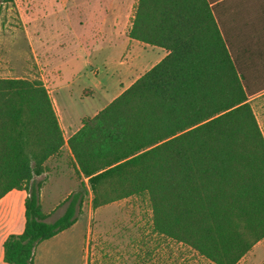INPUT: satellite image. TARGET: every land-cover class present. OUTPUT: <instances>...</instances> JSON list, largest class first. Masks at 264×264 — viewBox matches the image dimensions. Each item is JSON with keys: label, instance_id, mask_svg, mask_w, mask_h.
Masks as SVG:
<instances>
[{"label": "trees", "instance_id": "obj_1", "mask_svg": "<svg viewBox=\"0 0 264 264\" xmlns=\"http://www.w3.org/2000/svg\"><path fill=\"white\" fill-rule=\"evenodd\" d=\"M261 27L264 0L136 1L128 37L167 53L67 139L93 208L146 195L152 232L214 264L264 238V138L249 103L264 90ZM63 144L43 83L0 78V197L27 193L8 264H33L36 245L76 220L84 191L47 221L35 179Z\"/></svg>", "mask_w": 264, "mask_h": 264}, {"label": "rangeland", "instance_id": "obj_2", "mask_svg": "<svg viewBox=\"0 0 264 264\" xmlns=\"http://www.w3.org/2000/svg\"><path fill=\"white\" fill-rule=\"evenodd\" d=\"M82 1L0 3V78L40 80L66 126L76 125L79 116L96 114L100 110L96 108L103 107L122 87L139 77L157 60L156 52L161 51L157 46H147L146 54L136 55L141 64L131 63L133 58L123 42L127 36L125 26H130L137 0L125 2L122 16L117 19L121 26L118 29L112 28L114 19L91 16L95 0H87L89 11L85 16ZM105 1H101L103 7ZM258 34L254 38L264 43V27ZM261 81L264 83V76ZM249 103L264 138V91L251 96ZM47 170L48 182L41 191L40 204L48 214L47 221L63 213L66 203L61 204L60 199L69 188L81 189L84 194L74 226L63 238L42 252L38 250V264H79L85 243L87 264H127V254L133 255L128 264H214L188 246L152 232L146 195H133L93 208V194L87 180L77 175L67 146L49 158ZM50 206L53 209H48ZM236 264H264V238Z\"/></svg>", "mask_w": 264, "mask_h": 264}, {"label": "crops", "instance_id": "obj_3", "mask_svg": "<svg viewBox=\"0 0 264 264\" xmlns=\"http://www.w3.org/2000/svg\"><path fill=\"white\" fill-rule=\"evenodd\" d=\"M101 1L95 0L94 10L92 12L90 11L91 12V16H94V17L99 18V19H102V16H104L105 19L106 18H108L110 20L111 19L112 20L114 19L115 25H113L112 28H117L118 29V27L120 26V24H117V19L120 20V16H122L123 10L125 9V4H126L125 2L127 0H106L105 1V5H106L105 7H103ZM83 9H84L85 16H87L88 11H89L88 10V7H87V0L82 1L81 10L83 11ZM131 18H132V16H131ZM130 26H131V21H130ZM130 26H129V28H130ZM125 27H126V30L125 31L127 32L126 33L127 36H125L124 42L122 41L123 42V45H126V47H128V49H127L128 54L131 55V59L133 58V61L131 62L132 65H134V66L135 65H140L141 63H139V60L136 59V55H138V53H140V52H143L144 54H146L147 53L146 51H149V50L146 49L147 46H152V45L145 44L143 42H140V41H137V40H134V39L129 38L128 37V30H129V28L127 27V24H126ZM135 42H138V43H135ZM159 48H161V47H159ZM166 53H167V51L165 49H163V48H161V51L156 52L157 60L154 63L148 65V68L146 70H148L156 62H158L162 57H164L166 55ZM129 85H127L125 87H122L118 91V94L121 93ZM103 89L106 91L107 87L103 86ZM93 92H94V90L92 91V94H93ZM259 93H257V94H259ZM257 94H255V95H257ZM255 95H253V96H255ZM53 105H54V110H55V113H56V116H57V119H58V124H59V126H60V128L62 130V135H63V139H64L63 146H67V148H68L67 139L81 127V125H82V117L89 116V115L79 116V117H77V121L78 122H77L76 125H69L68 124L66 126V125L63 124V122H62L63 121V118H61L59 111L55 107V102H54ZM103 107L96 108V109H102ZM80 118H81V122H80ZM79 123H80V126H78ZM68 152H69L70 156L72 157V154H71L69 148H68ZM48 160H46V162H45V166H46L45 172L42 173V174H40L39 176H36L35 177V179L36 178H39V179L42 178L41 179L42 180V186H41L40 192H39V202H40V204L42 202V200H41V191L43 190V188L47 184L48 177H49V171L47 170V161ZM83 179H86V178H83ZM71 192H73V188H69L65 192L66 194H64V196H62V198L60 199V201H63ZM26 195H27V193H26L25 190H22V189H11L8 192H6L2 197H0V264H8V263H6L3 260V242L6 239V237L9 234H18V233H21L22 230H23V227H24V200H25ZM53 207L54 206H50L48 209H51V208L53 209ZM74 223L69 228H67L65 230H62L61 232L53 235L52 237H50L48 239H45V240H42L41 242H39L36 245V248L34 250L33 264H38L39 263V260H38L39 257L37 255L38 250H41V252H42L43 251V248H45L46 246L52 244L53 242L57 241L58 239L63 238L64 233L67 230L71 229L74 226ZM42 257L43 256H40V259ZM131 257H133V255L132 256L130 255V257H129V254L126 255L127 264H128L129 258H131ZM79 264H87V248H86V243H85V246H84V249H83L82 260H80Z\"/></svg>", "mask_w": 264, "mask_h": 264}]
</instances>
